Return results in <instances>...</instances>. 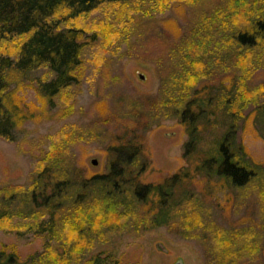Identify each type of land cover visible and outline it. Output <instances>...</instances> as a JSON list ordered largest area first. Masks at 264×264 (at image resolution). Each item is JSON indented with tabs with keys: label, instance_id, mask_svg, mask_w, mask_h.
Masks as SVG:
<instances>
[{
	"label": "trees",
	"instance_id": "trees-1",
	"mask_svg": "<svg viewBox=\"0 0 264 264\" xmlns=\"http://www.w3.org/2000/svg\"><path fill=\"white\" fill-rule=\"evenodd\" d=\"M104 42L152 64L157 94L123 96ZM93 50L97 89L109 90L79 110L72 98ZM41 68L52 77L29 79ZM261 70L264 0H0V137L88 113L50 138L26 185L0 184V228L44 240L25 259L2 247L0 264H118L108 238L163 227L201 245L203 264H264V163L240 138L247 122L264 138ZM26 86L37 106L20 95ZM166 119L187 136L184 165L147 182L145 137ZM92 136L106 160L97 172L78 151Z\"/></svg>",
	"mask_w": 264,
	"mask_h": 264
},
{
	"label": "rangeland",
	"instance_id": "rangeland-1",
	"mask_svg": "<svg viewBox=\"0 0 264 264\" xmlns=\"http://www.w3.org/2000/svg\"><path fill=\"white\" fill-rule=\"evenodd\" d=\"M165 14L159 17L170 15V11ZM107 15L108 13L102 16L100 14V17L104 19V16L106 18ZM95 16H99V14ZM61 26L64 27L63 24ZM104 44L112 46L105 42ZM112 49L114 51L110 55L114 60L112 70L114 76L119 79L113 85L119 86L118 89L122 92V95L133 94L131 93L133 89L143 93L157 94L160 83L153 65L138 59L136 55L128 58L123 57L121 55L124 50L123 46L119 50L112 46ZM96 52L97 50H93L90 55L86 56V58H89L88 60H95L92 63L88 62L89 68L86 71V77L82 80L81 91L72 98L79 110L82 108L88 111L90 105L96 99V93L103 89H97V83L102 73L101 70L98 72V66L102 63V56H98L95 54ZM256 75V81H264V70ZM51 77L52 73L49 70L41 68L33 72L29 79L37 81ZM107 89H103L104 96H107ZM20 95L24 98L26 104H35L36 106L39 104L35 91L28 86L23 87ZM63 98L65 99V97ZM35 111L34 108L33 112ZM87 114L85 113L83 116L81 112H78L74 117L60 121L50 120L45 116L39 124L34 121L27 122L24 125L25 131L18 136L15 142L0 137V184L26 185L28 176L38 168L40 150L48 147L50 138L52 140L63 126L85 125L88 117H85V115ZM44 136L48 137V141L42 143L47 138L42 140ZM145 138L151 160V165L143 177L145 181L155 182L160 180L163 175L173 174L184 165L182 147L187 140V136L183 127L176 120H162L159 125L151 128ZM240 138L249 156L257 163H264V138L256 133L251 122H247ZM87 140L83 143L82 148L78 149L82 153L83 161L90 171L103 170L106 160L100 150V138L92 136ZM220 196L222 195L220 194ZM230 216L231 220H234L236 214H230ZM11 227L13 225L9 224L7 229L6 227L0 228V249L4 246L9 249L12 248L22 259L43 250L44 240L42 238L34 237L32 234L19 238L11 230ZM214 233L215 231L211 232V237ZM103 244V246L113 251L115 254L114 260L118 261V264H203L201 245L193 239L184 238L183 235L172 233L164 227L146 233L118 232Z\"/></svg>",
	"mask_w": 264,
	"mask_h": 264
}]
</instances>
